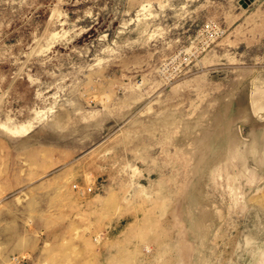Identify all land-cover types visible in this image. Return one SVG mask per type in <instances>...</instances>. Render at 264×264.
<instances>
[{"label":"rangeland","instance_id":"374dc122","mask_svg":"<svg viewBox=\"0 0 264 264\" xmlns=\"http://www.w3.org/2000/svg\"><path fill=\"white\" fill-rule=\"evenodd\" d=\"M0 264H264V0H0Z\"/></svg>","mask_w":264,"mask_h":264}]
</instances>
